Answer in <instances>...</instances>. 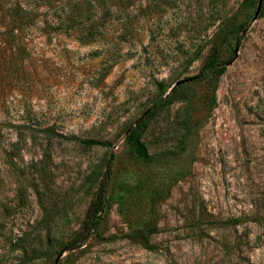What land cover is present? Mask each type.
I'll use <instances>...</instances> for the list:
<instances>
[{
	"label": "rangeland",
	"instance_id": "rangeland-1",
	"mask_svg": "<svg viewBox=\"0 0 264 264\" xmlns=\"http://www.w3.org/2000/svg\"><path fill=\"white\" fill-rule=\"evenodd\" d=\"M166 1L168 12L142 16L115 0L110 20L128 41L118 52L82 45L59 23L50 37L40 22L26 32L24 60L0 41V264H51L110 154L111 206L98 234L60 264H264V14L252 21L255 7L238 12L242 0ZM232 16L247 27L221 46L211 108L213 86L191 79ZM183 79L176 96L192 101L184 151L175 154L179 100L148 123L150 162H138L126 130L157 85L169 92ZM124 186L132 193L120 204Z\"/></svg>",
	"mask_w": 264,
	"mask_h": 264
},
{
	"label": "trees",
	"instance_id": "trees-1",
	"mask_svg": "<svg viewBox=\"0 0 264 264\" xmlns=\"http://www.w3.org/2000/svg\"><path fill=\"white\" fill-rule=\"evenodd\" d=\"M120 1L125 2L123 12L126 15L130 13L129 8H132L133 11H140L142 16H155L168 12L172 8V4L166 0H150V5L144 3L147 0H138L136 5L132 4L131 0ZM114 2L115 0H0V41L15 50L20 60H24L22 54L24 53L26 32L40 22L43 25L44 35L50 37L51 32L55 30V25L59 23L58 25L62 26L66 32L74 34V39L82 45L100 43L118 52L121 46L127 44L128 41L116 31L120 29V24L115 20H110V13L115 7ZM259 2H261L259 13L264 14V0H242L238 12L251 7H255L256 11ZM59 11L62 17L59 15ZM117 21L119 20L117 19ZM126 25L124 20L121 29ZM246 27V24H235L233 16L226 19L213 35L212 45L197 74L191 79L192 83L213 86L210 97L211 108L215 102L214 93L218 78L225 69L219 59L221 46L228 39L236 44L239 43L240 33L245 31ZM116 54L119 56V53ZM157 90L151 105L132 122L125 132L127 143L131 147L135 159L140 163L150 162V156L143 140L148 123L176 101H184L186 105L183 109L184 115L180 124L181 134L175 154L184 151L185 142L190 132L192 101L188 95L176 96L175 87L168 92L167 89L157 85ZM81 143L89 147L109 146L108 143L86 139L81 140ZM113 160L114 155L110 154L96 183L93 195L85 208L78 229L68 240L59 245V250L55 252L58 258L55 257L51 264H60L61 254L81 248L98 234L103 216L111 206L112 199L109 191L115 178ZM121 188L123 192L118 194L117 200L123 204L124 198L132 193V189L125 186ZM145 188V183H138L134 187V193H140ZM3 235V226L0 224V237ZM12 248L14 250L15 245Z\"/></svg>",
	"mask_w": 264,
	"mask_h": 264
},
{
	"label": "water",
	"instance_id": "water-1",
	"mask_svg": "<svg viewBox=\"0 0 264 264\" xmlns=\"http://www.w3.org/2000/svg\"><path fill=\"white\" fill-rule=\"evenodd\" d=\"M260 6H261V2H259L258 5H257L256 11H255V13H254V15L252 17V21L257 19V16H258L259 11H260ZM237 51H238V49H237V47H235L234 51H233L234 52V57L237 56ZM186 81H187V79L179 80V81L175 82V84L172 86V88L177 87V86L183 84Z\"/></svg>",
	"mask_w": 264,
	"mask_h": 264
}]
</instances>
